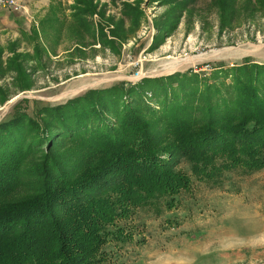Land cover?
Instances as JSON below:
<instances>
[{"label": "trees", "instance_id": "16d2710c", "mask_svg": "<svg viewBox=\"0 0 264 264\" xmlns=\"http://www.w3.org/2000/svg\"><path fill=\"white\" fill-rule=\"evenodd\" d=\"M244 4L264 11V0ZM216 5L236 11V0ZM97 8L93 0L74 8L86 31ZM123 12L141 16L127 3ZM110 22L123 37V20ZM8 51L6 68L0 47V76L24 74L30 52ZM23 101L0 121V264H120L116 249L135 242L140 208L173 209L195 179L219 185L226 172L264 168V63L122 80L34 114L19 108ZM181 161L190 173L175 169Z\"/></svg>", "mask_w": 264, "mask_h": 264}, {"label": "rangeland", "instance_id": "374dc122", "mask_svg": "<svg viewBox=\"0 0 264 264\" xmlns=\"http://www.w3.org/2000/svg\"><path fill=\"white\" fill-rule=\"evenodd\" d=\"M52 1V11L33 17L27 12V29L0 31L3 67L10 47L31 54L24 58V74L9 70L0 76V121L11 118L19 100H25L21 110L34 114L122 80L138 83L190 69L209 76L245 60L264 63V11L255 12L245 0H236L231 17L216 0H186L183 8L177 0H93L97 11L84 18L91 32L74 16L78 0ZM126 3L140 9L138 20L133 12L124 15ZM110 18L123 20V37L113 35ZM100 24L104 33L97 30ZM32 28L39 29V38ZM108 40L113 45L103 44ZM38 42L44 46L39 54ZM69 142L62 140L63 146ZM174 167L190 173L186 161ZM191 189L173 209L137 211L131 220L137 241L116 249L119 263L264 264V168L226 172L219 185L195 179Z\"/></svg>", "mask_w": 264, "mask_h": 264}, {"label": "crops", "instance_id": "0c3cea01", "mask_svg": "<svg viewBox=\"0 0 264 264\" xmlns=\"http://www.w3.org/2000/svg\"><path fill=\"white\" fill-rule=\"evenodd\" d=\"M22 2H26L25 4H27L26 10L23 12H15L11 9L8 10L7 8L6 10L0 7V31L8 29H15L19 31L21 27L27 29L24 24H27L30 14L31 17L36 14L42 15L41 13L43 12L44 14L47 13L48 7L50 10L53 8V4L51 5L53 2L52 0H22ZM28 11L30 12L29 17L27 16ZM54 13L57 14V10Z\"/></svg>", "mask_w": 264, "mask_h": 264}, {"label": "built area", "instance_id": "2783aa9c", "mask_svg": "<svg viewBox=\"0 0 264 264\" xmlns=\"http://www.w3.org/2000/svg\"><path fill=\"white\" fill-rule=\"evenodd\" d=\"M0 6L3 8H9L15 12H23L26 10V4L22 0H0ZM139 72L137 76L140 77Z\"/></svg>", "mask_w": 264, "mask_h": 264}]
</instances>
